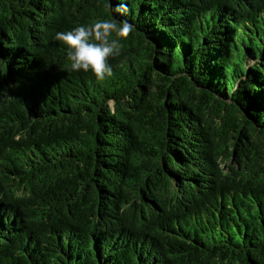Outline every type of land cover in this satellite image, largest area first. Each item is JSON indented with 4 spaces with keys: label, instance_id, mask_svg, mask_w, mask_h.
Returning <instances> with one entry per match:
<instances>
[{
    "label": "trees",
    "instance_id": "obj_1",
    "mask_svg": "<svg viewBox=\"0 0 264 264\" xmlns=\"http://www.w3.org/2000/svg\"><path fill=\"white\" fill-rule=\"evenodd\" d=\"M0 264H264V0H0Z\"/></svg>",
    "mask_w": 264,
    "mask_h": 264
},
{
    "label": "clouds",
    "instance_id": "obj_2",
    "mask_svg": "<svg viewBox=\"0 0 264 264\" xmlns=\"http://www.w3.org/2000/svg\"><path fill=\"white\" fill-rule=\"evenodd\" d=\"M114 11L126 15L128 9L121 4ZM133 30L134 25L127 21L118 24L106 19L80 25L69 31H58L54 39L67 47L71 71H91L97 81H104L114 74L109 59L120 55V41L127 39ZM113 34L119 39L113 38Z\"/></svg>",
    "mask_w": 264,
    "mask_h": 264
}]
</instances>
